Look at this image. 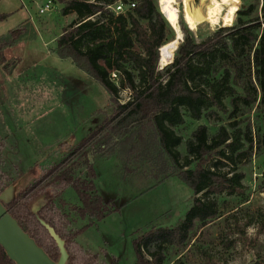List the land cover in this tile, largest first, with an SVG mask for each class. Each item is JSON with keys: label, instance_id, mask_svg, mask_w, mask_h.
<instances>
[{"label": "trees", "instance_id": "obj_1", "mask_svg": "<svg viewBox=\"0 0 264 264\" xmlns=\"http://www.w3.org/2000/svg\"><path fill=\"white\" fill-rule=\"evenodd\" d=\"M55 1L61 4L62 15L75 14L56 38V55L70 59L99 82L114 104L109 124L81 143V154L85 158L89 153L118 155L124 160L131 157L148 161L157 169L159 164H166L167 158L169 167L164 165L166 169L160 167L158 171L180 179L193 194L191 206L173 226H151L132 239V264H164L169 249L174 255L170 264H183L192 250L204 264H219L210 249L201 244L208 228L222 218L230 219V228L220 235L225 250L239 241L255 245L258 236L264 234V212L254 216L255 234L247 239L244 226L252 219L240 225L235 215L238 208L224 215L214 196L223 192L243 195L244 174L235 171L234 164L241 159L247 163L252 155L264 152V0L259 7V0H247L245 7L237 9L231 25H223L200 40L180 21L182 38L175 42L170 62L161 69L157 65L158 50L174 40L175 32L157 10L155 0ZM116 3H122L124 12L112 9ZM129 3L134 6L128 7ZM6 16L0 13V20ZM142 21H146V28ZM28 25L0 35L1 64H5L4 50L21 40ZM135 44L141 51L134 49ZM127 64L136 70L138 83ZM112 69L119 73L118 86L109 78ZM119 88L129 91L124 103H119ZM183 112L194 120L204 116L213 124L221 121L220 112L227 115L228 124H219L212 135L205 124H199L185 141V154L181 155L177 149L181 137L173 127L184 123ZM227 165L230 168L222 169ZM3 175L0 191L14 179ZM67 187L81 203L76 207L78 216L88 219L78 229L70 227L69 213L60 205L63 202L57 204ZM35 195H42L40 218L64 240L69 254L66 264H79L71 246L76 245V237L84 229L115 210L112 199L102 198L93 181L73 176L65 164L48 170L32 187L17 194L6 208L53 260L58 258V249L27 207ZM231 234L236 237H229ZM97 256L90 255L82 264L98 262ZM0 264H14L1 247ZM250 264H264V258Z\"/></svg>", "mask_w": 264, "mask_h": 264}, {"label": "rangeland", "instance_id": "obj_2", "mask_svg": "<svg viewBox=\"0 0 264 264\" xmlns=\"http://www.w3.org/2000/svg\"><path fill=\"white\" fill-rule=\"evenodd\" d=\"M45 2L0 0V13L7 15L0 20V35L19 25L29 24L21 40L4 50L5 64L0 63V176L4 174L14 178L12 181L21 180L17 194L32 187L48 170L63 164L72 170L73 176L93 181L96 193L104 199H112L115 210L84 229L76 237V245L71 246V251L79 264L93 254L98 255L96 259L99 261L91 264H132V239L151 226H173L191 206L193 194L180 179L158 171L160 167H169L167 158L165 166L159 164L157 169L148 161L132 160L131 157L124 160L118 155L103 157L89 153L85 158L81 154V143L99 127L107 125L113 115L114 104L99 82L77 68L70 59L56 55V38L75 19V14L62 15L61 4L55 0H51L49 11L39 13L38 7ZM155 2L159 11L158 0ZM189 3L203 13L209 0H190ZM247 3V0H237L233 8L237 11ZM176 7L179 22L188 27L183 21L182 0H177ZM229 12H223L216 24H198L192 30L196 39L211 35L223 25H231L234 18L229 22ZM142 25L146 28V21H142ZM174 48L175 43L172 42L168 49L170 60ZM134 49L141 51L138 44ZM126 66L138 83L136 70L129 64ZM236 90L241 93L239 88ZM129 97L128 89L119 88V103H124ZM225 103L230 109L228 99ZM183 114L184 123L173 127L181 137L177 147L181 155L185 154V141L199 124L207 126L209 135L217 131L219 124H228L227 115L220 112L219 124H213L204 116L194 120L185 112ZM238 161L234 165L235 171L244 174L241 180L245 186L243 195L223 192L214 197L218 210L225 212L224 215L238 208L235 215L240 225L252 219L244 226L245 236L250 239L255 234L254 216L264 212V152L252 155L247 163L243 159ZM228 167L222 169L227 170ZM3 182L7 183V180ZM41 197L33 196L27 207L31 201L38 200L40 210ZM57 204L63 205V210L69 213L71 228L78 229L87 223L88 219H81L76 212L81 203L71 188L61 191ZM223 219L208 228L201 244L210 249L219 264H250L255 259L264 258V234L258 236L255 245L239 241L225 250L220 244V235L230 228V219ZM168 251L164 264H170L169 260L174 256L171 249ZM183 264L204 263L192 250Z\"/></svg>", "mask_w": 264, "mask_h": 264}, {"label": "water", "instance_id": "obj_3", "mask_svg": "<svg viewBox=\"0 0 264 264\" xmlns=\"http://www.w3.org/2000/svg\"><path fill=\"white\" fill-rule=\"evenodd\" d=\"M180 35V37H177L175 31L174 39L177 40L179 38L178 40H181L182 31H180ZM20 186L21 180H14L0 191V247L7 258L14 264H66L68 252L65 248L64 240L54 231L49 223L40 218L38 214V200L31 201L28 204V208L54 241L59 253L57 260L49 257L46 251L36 243L34 238L22 229L17 219L6 208L15 199Z\"/></svg>", "mask_w": 264, "mask_h": 264}, {"label": "bare ground", "instance_id": "obj_4", "mask_svg": "<svg viewBox=\"0 0 264 264\" xmlns=\"http://www.w3.org/2000/svg\"><path fill=\"white\" fill-rule=\"evenodd\" d=\"M176 2L177 0H158V9L165 18L166 22L174 29V32L176 31L177 37H180L179 14L176 7ZM189 2L190 0H182L183 21L188 26V28L192 29L193 31L201 22H209L211 24L218 23L223 12L227 10H230L228 13L229 22L233 20L236 13V9H234L233 6L236 4L237 0H209V3L206 5L205 11L203 13H201L197 8L191 6ZM177 40L169 41L163 44L160 48V51L158 50V69H161L163 66L169 63L170 59L168 49L172 46V42L174 44L177 42Z\"/></svg>", "mask_w": 264, "mask_h": 264}, {"label": "built area", "instance_id": "obj_5", "mask_svg": "<svg viewBox=\"0 0 264 264\" xmlns=\"http://www.w3.org/2000/svg\"><path fill=\"white\" fill-rule=\"evenodd\" d=\"M134 4L133 3H129L128 7H133ZM51 9V0H46L45 3L41 4L38 7V12L39 13H44L46 11H49ZM112 9L118 13V12H124V6L122 5V3H116L114 6H112ZM109 78L114 81V82H118L119 81V73L118 71L112 69L109 71Z\"/></svg>", "mask_w": 264, "mask_h": 264}]
</instances>
